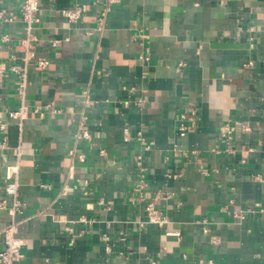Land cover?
<instances>
[{
    "label": "crops",
    "instance_id": "crops-1",
    "mask_svg": "<svg viewBox=\"0 0 264 264\" xmlns=\"http://www.w3.org/2000/svg\"><path fill=\"white\" fill-rule=\"evenodd\" d=\"M22 2L0 0L14 18L0 21L7 65L24 53ZM75 4L88 11L69 25L60 11ZM102 4L40 0L33 49L49 65L29 67L22 136L11 124L3 148L0 131V200L21 137L24 257L15 264H264V213L234 217L264 207V0H121L97 32ZM54 39L68 41L53 48ZM19 104L10 74L0 124ZM149 205L180 238L147 223ZM7 225L0 214V232Z\"/></svg>",
    "mask_w": 264,
    "mask_h": 264
},
{
    "label": "built area",
    "instance_id": "built-area-1",
    "mask_svg": "<svg viewBox=\"0 0 264 264\" xmlns=\"http://www.w3.org/2000/svg\"><path fill=\"white\" fill-rule=\"evenodd\" d=\"M121 3V0H103V8L100 13V17L98 19V26L96 28L97 32H101L104 29L105 22L109 15L113 12L114 7ZM88 11L87 4H75L69 8L62 9L61 15L65 19V21L69 25H75L78 23L84 15ZM19 16L21 21L24 24V35L21 38L20 44L24 49V53L18 57L16 55H12L10 60L11 62L7 65L0 61V86L5 83V79L10 74L15 78L17 83V94L20 98V104L11 110H7V115L9 121L2 122L0 124V131L3 134V142L2 147L7 148L8 146V128L11 124H14L18 127L20 131V136H22L25 122L29 119L31 113L30 107L27 103V87H28V75H29V67L32 64H36L40 69L45 70L49 62L43 60L41 58H37V55L33 49L35 43L38 42V36L36 30L39 29L41 23L40 17V0H23L19 8ZM13 17L7 15L6 11H0V21L1 22H12ZM10 37L8 35H4L2 37V41L7 43L10 42ZM68 40H59L54 39L51 42L53 48H58L63 42ZM145 61H148L149 57L143 58ZM20 60L22 65H17V61ZM251 64V63H250ZM185 64H180L179 67H184ZM83 94L86 96L85 105L91 106L92 101L90 99V94L88 91H84ZM142 101L139 102L141 104ZM47 110L60 113V110H51L49 106L46 108ZM34 113H40L39 110H36ZM42 114V113H40ZM181 122L178 126L179 131L182 134H185L188 130V125L186 123V116L182 115L180 118ZM233 131L232 128H222L221 135L225 138ZM89 138V135L83 132V135H77V138ZM124 140H130V132L129 129L126 128L124 130ZM139 140L143 143V146L146 150L151 148L152 144H146L142 137ZM105 152L102 151V154ZM70 155L79 159V161L84 162L85 158L83 155H76L74 151L70 152ZM16 162L12 165L6 167L4 173V192L5 198L0 200V214H5L8 218V225L7 227L0 232V238L3 240L4 248L0 252V264H15L23 259V254L21 252V248L23 242L19 237V225L20 219L24 217L26 204L21 199L20 195V184H19V168L21 164V137H20V145L16 149ZM140 161V155L137 157ZM138 165L141 166L140 162ZM141 169V167H139ZM142 170V169H141ZM141 170L140 173H141ZM142 175V173H141ZM139 187L144 189L145 184L143 181L140 182ZM146 194L143 191L139 193V199L145 200ZM259 210L260 212L264 213V207L260 206V204H255L253 208H248L246 210L235 211L234 217L240 220H244L249 213H253L255 210ZM146 213L148 216L147 223L156 224L165 229V235L169 237L180 238L181 231L179 229H170L167 227L168 220L162 214V212L152 205H149L146 209ZM203 224L204 233H207V220H203L201 222ZM140 227L144 226V223H139ZM106 242H108L107 236L103 238ZM215 243V242H214ZM106 251L108 253L112 252L110 246H106Z\"/></svg>",
    "mask_w": 264,
    "mask_h": 264
}]
</instances>
